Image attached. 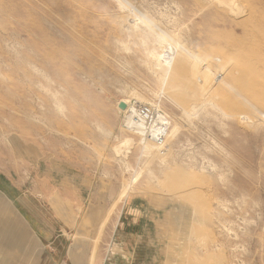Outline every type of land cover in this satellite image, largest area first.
<instances>
[{
	"label": "rangeland",
	"instance_id": "1",
	"mask_svg": "<svg viewBox=\"0 0 264 264\" xmlns=\"http://www.w3.org/2000/svg\"><path fill=\"white\" fill-rule=\"evenodd\" d=\"M222 1L0 0V173L31 193L54 164L92 179L82 264L117 253L132 200L154 264H264V0Z\"/></svg>",
	"mask_w": 264,
	"mask_h": 264
},
{
	"label": "crops",
	"instance_id": "2",
	"mask_svg": "<svg viewBox=\"0 0 264 264\" xmlns=\"http://www.w3.org/2000/svg\"><path fill=\"white\" fill-rule=\"evenodd\" d=\"M75 172L68 177L54 164L51 177L36 193L0 173V264H82L72 250L70 235L86 216L92 179ZM143 223L141 202H125L113 231L111 246L117 253L103 264H154L140 242Z\"/></svg>",
	"mask_w": 264,
	"mask_h": 264
},
{
	"label": "built area",
	"instance_id": "3",
	"mask_svg": "<svg viewBox=\"0 0 264 264\" xmlns=\"http://www.w3.org/2000/svg\"><path fill=\"white\" fill-rule=\"evenodd\" d=\"M134 111V113H133ZM129 111L128 117L134 122L141 121L145 127V137L157 147L165 143L168 134V122L152 105H138Z\"/></svg>",
	"mask_w": 264,
	"mask_h": 264
},
{
	"label": "water",
	"instance_id": "4",
	"mask_svg": "<svg viewBox=\"0 0 264 264\" xmlns=\"http://www.w3.org/2000/svg\"><path fill=\"white\" fill-rule=\"evenodd\" d=\"M125 107H126L125 104L122 102L118 104V108L121 110L125 109Z\"/></svg>",
	"mask_w": 264,
	"mask_h": 264
},
{
	"label": "bare ground",
	"instance_id": "5",
	"mask_svg": "<svg viewBox=\"0 0 264 264\" xmlns=\"http://www.w3.org/2000/svg\"><path fill=\"white\" fill-rule=\"evenodd\" d=\"M223 1L225 2V1H227V0H223ZM223 1H222V2H223ZM216 2H218V1H216ZM222 2H221V3H222ZM235 2H236V1H235ZM229 3H230V2H229ZM231 4H232V3H231ZM231 4H229V5H231ZM218 5H219V2H218ZM231 6H232V5H231ZM241 6H242V5H241ZM226 7H227V6H226ZM227 8H228V7H227ZM229 8H230V6H229ZM232 8H233V7H232ZM237 8H238V7H237ZM238 9L240 10V8H238ZM242 9H243V8H242ZM230 13H233V12H230ZM234 13L236 14L237 12L234 11ZM238 15H239V14H238ZM240 15H241V14H240Z\"/></svg>",
	"mask_w": 264,
	"mask_h": 264
}]
</instances>
